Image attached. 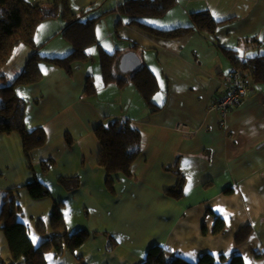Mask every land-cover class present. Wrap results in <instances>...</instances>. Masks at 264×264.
Returning a JSON list of instances; mask_svg holds the SVG:
<instances>
[{
	"label": "crops",
	"instance_id": "obj_1",
	"mask_svg": "<svg viewBox=\"0 0 264 264\" xmlns=\"http://www.w3.org/2000/svg\"><path fill=\"white\" fill-rule=\"evenodd\" d=\"M123 1L69 0V4L76 15L90 7L95 14L113 10L106 38L113 47L127 45L126 53L135 51L142 65L155 73L160 85L154 95L158 110L152 112L134 83L105 84L100 55L97 59L95 52H90L86 61H74L71 76L53 63H40L43 79L17 86L16 93L27 102V130L42 128L45 144L27 156L20 135H0V208L7 196L19 194L34 179L54 189L63 202L68 231L77 227L90 231V246L87 241L77 251L83 260L73 255L69 264H98L96 255L109 239L114 251H132L128 264L142 261L153 245L192 262L211 252L217 257L240 253L247 264H264V83L250 80L242 100L223 115L214 104L228 91L234 66L207 33L192 31L179 38L156 36L143 30L134 17L121 14L118 6ZM202 10H209L217 20H226L216 29L219 43L239 50L243 56L257 50L262 53L264 0H179L162 18L140 19L157 28L171 29L187 26L182 23L191 22V13ZM100 24L96 27L98 39L107 50L99 35L104 22ZM42 26L35 35L37 43L55 41V49L44 55L64 56L72 50L63 36L64 19L54 28L45 30ZM259 35L263 36L260 45L249 41ZM25 50L19 71L33 48ZM119 51L113 70L129 76L139 68L123 71ZM89 77L100 79L94 95L85 94ZM109 117L129 120L143 137L133 175L120 177L113 191L107 188L104 168L99 165L101 144L95 134V128L106 124ZM174 166L186 180L180 199L165 193L177 183L175 173L167 169ZM61 175H78L80 187L67 191L57 181ZM68 195L79 200L72 210L79 216L83 207L85 220L69 211ZM40 213L32 215L33 219L42 218ZM219 217L226 221L228 230L224 234L214 233ZM2 224L0 221L3 230ZM245 224L252 225V233L244 243L237 244L236 234ZM103 235L106 241L95 243L92 239ZM7 259L0 249V264Z\"/></svg>",
	"mask_w": 264,
	"mask_h": 264
},
{
	"label": "trees",
	"instance_id": "obj_2",
	"mask_svg": "<svg viewBox=\"0 0 264 264\" xmlns=\"http://www.w3.org/2000/svg\"><path fill=\"white\" fill-rule=\"evenodd\" d=\"M178 2L179 0H124L119 4L118 9L122 15L134 17V21L143 30L159 37L179 38L192 31H205L207 38L231 61L234 66L231 73L236 69H241L248 78L249 86L250 80L264 83V53L257 50V52L243 56L239 50L219 43L215 35L216 29L226 20H217L209 10L193 12L190 15L189 25L171 29L157 28L140 19L146 16L164 17ZM92 9L94 8L90 7L76 15L70 10L69 0H51L39 3L29 0H0V69L7 64L14 51L23 44L33 48L24 68L14 77V80L0 86V135L11 132L19 133L23 151L27 156L34 148L42 147L45 144L46 134L42 128L32 132L27 130L25 121L27 102L17 95L16 87L41 81L44 77L40 69L42 62L53 63L71 76L74 61H86L91 57L90 48L100 46L96 29V19L99 17H87ZM57 16H61L65 20L63 36L70 43L72 50L64 56L42 55L35 39L36 32L42 21ZM229 19L231 18L227 20ZM262 37L255 36L249 41L253 44L262 43ZM118 50L108 52L102 46L99 47L104 83L119 85L134 83L144 100L152 107V112L157 111L158 106L153 97L160 85L155 73L147 65H142L129 76L117 74L113 69L118 59ZM6 79V75L0 74V80L6 81ZM96 91L97 86L92 77H89L85 94L94 95ZM108 119L106 124L95 128V134L101 144L99 165L104 168L107 188L113 191L114 183L120 177L133 175L132 167L142 152L143 137L141 130L133 126L129 120L110 117ZM47 168L48 165L44 164L43 169L47 170ZM167 169L175 173L177 183L166 189L165 193L172 198L180 199L184 196L185 177L177 166ZM57 181L67 191H73L81 184L78 175H61ZM25 186L30 195L36 199L52 194L49 187L38 179L32 180ZM12 192L10 191L9 194ZM62 206V201L54 203L49 222L54 233L51 236L48 235L40 244L35 245L27 224L17 219L21 207L17 203L15 195L5 198L4 204L0 208V221L3 222L2 227L10 249L9 261L11 260V264H15L22 258L26 264H48L47 255L49 252H53L57 256L64 255L66 252L76 253L88 241L90 238L88 229L80 228L73 233L68 231ZM35 230L38 234L47 235V222L43 218H38L35 222ZM227 230L224 218H217L214 233L224 234ZM252 230L253 227L250 224L241 226L235 237L236 243H244ZM111 246L114 244L112 243ZM76 257L79 261L83 260L82 256ZM81 264L86 263L82 262ZM138 264H247V262L240 253L231 257L225 255L217 257L211 252L203 253L198 261L192 262L181 255L171 253L161 245H153L149 248L143 261Z\"/></svg>",
	"mask_w": 264,
	"mask_h": 264
},
{
	"label": "rangeland",
	"instance_id": "obj_3",
	"mask_svg": "<svg viewBox=\"0 0 264 264\" xmlns=\"http://www.w3.org/2000/svg\"><path fill=\"white\" fill-rule=\"evenodd\" d=\"M49 1H51V0H48L47 2H49ZM34 3H39V2H34ZM94 11L95 10H92L88 13V14H91L89 17H99L98 19H96L97 22L95 21L96 27H101L100 22L101 21L104 22V26L102 29H100L99 35L102 39H104L103 41L106 42L105 45L107 46V50H109L108 52H113V51H115L114 48H117V49H120L119 53L124 55L126 53L125 50H128V48H129L127 45L122 44V45H118V47H113L112 41L110 42L106 38V36H108L107 35V32H108L107 28L110 26V23H111L110 19H112V17H113L112 11L107 10L104 13L101 11L97 14H95ZM150 19H153V18H150ZM62 20L63 19L61 16L51 17V18H48V19L42 21L41 26L43 25L42 27H44L45 30L48 27L54 28L57 25V23H59ZM182 24H188L189 25L190 22L189 23L184 22ZM182 26H186V25H182ZM48 32L49 31H47L46 34H48ZM113 44H114V42H113ZM54 46H55V41L52 42L51 44L46 43L44 45L39 43V52L42 55L48 54L50 49H55ZM26 47H27V49H32L30 46L23 44L22 46H20L19 48H17L14 51L13 55L11 56V58L7 62V64L0 69V74H4L7 77L6 81L0 80V86L8 84L14 80V77L17 75V72L20 70L19 68L21 66H23L21 63L23 61L22 58H24V56H26V50H25ZM90 52H95L96 53L95 57L97 59H99V52H98L97 46H92L90 48ZM261 52L263 53L264 49H262ZM62 54H65V53H62ZM152 68L154 69V67H152ZM99 80L100 79L95 77V79H94L95 84H98ZM130 85H133V83H131ZM132 87H134V86H132ZM139 95H141V94H139ZM153 99H154V97H153ZM9 134L19 136V133H17V132H11ZM58 187L63 192V189L61 188V186H58ZM49 189L51 190L52 194L50 196H47V197L42 198V199L33 198L30 195L28 189L25 187L20 190L19 194L18 193L14 194L16 197L17 203L19 205H21V208H22V211L19 212L17 215V219L19 221L27 224V226L29 228V234H30L32 240H33V237H35V241H33L35 245L40 244V242H42V240L45 239L48 235L51 236L54 233L53 230L50 228V224H49L50 219H51V214H52L51 211L53 210L52 207L54 205L55 200L60 201L61 197L56 191H54V189H52L50 187H49ZM68 198L69 199L66 203V206L70 209L69 211L71 213H73L72 209L76 208L79 200L72 197L71 195H68ZM38 212H41L40 214H41L42 218L48 224V233L45 236L38 234L35 230L36 220L33 219L32 215L38 214ZM73 214L75 216H77L76 213H73ZM85 214H86V212H85L84 208L82 207L81 213L77 217L85 220V217H86ZM44 216H46V218H44ZM72 224H73V222H72ZM76 225H78V224H76ZM76 225H74L73 227H70L69 230H72ZM78 229H80V228L77 227L75 229V231ZM73 232H74V230L70 231V233H73ZM92 239L95 243L100 241L101 239H104L106 241L105 235H103L102 238H92ZM89 241L90 240H88L87 245L90 246ZM111 244H112L111 239H109V241H107L106 243L101 244L103 246V248L101 250L99 249V251L97 253L98 255H96V258H95L99 261L98 264H128V262L130 261V257H132V251H126V252L123 250L114 251V249H112L113 246H111ZM0 249L2 252H5V254H7V256L9 258L10 249L8 247V242L6 240L5 233L1 228H0ZM110 249H111V251H110ZM78 254H79L78 252L71 253V254H70V252L69 253L67 252L66 254H64V256L63 255L57 256V255H54L53 252H49L47 255V261H48V264H69V260L73 259L72 257L77 256ZM99 255H100V257H99ZM142 261H137V263H135V264H138ZM6 264H11V260L9 261V259H7ZM15 264H26V263H25L24 258H22V259H19L18 261H16Z\"/></svg>",
	"mask_w": 264,
	"mask_h": 264
},
{
	"label": "built area",
	"instance_id": "obj_4",
	"mask_svg": "<svg viewBox=\"0 0 264 264\" xmlns=\"http://www.w3.org/2000/svg\"><path fill=\"white\" fill-rule=\"evenodd\" d=\"M248 78L241 69L234 70L229 78V89L221 94L214 104V108L226 115L245 96L248 90Z\"/></svg>",
	"mask_w": 264,
	"mask_h": 264
},
{
	"label": "water",
	"instance_id": "obj_5",
	"mask_svg": "<svg viewBox=\"0 0 264 264\" xmlns=\"http://www.w3.org/2000/svg\"><path fill=\"white\" fill-rule=\"evenodd\" d=\"M142 65L140 56L135 51L125 53L121 59L120 66L123 71H133Z\"/></svg>",
	"mask_w": 264,
	"mask_h": 264
},
{
	"label": "snow or ice",
	"instance_id": "obj_6",
	"mask_svg": "<svg viewBox=\"0 0 264 264\" xmlns=\"http://www.w3.org/2000/svg\"><path fill=\"white\" fill-rule=\"evenodd\" d=\"M33 241H35V237H33Z\"/></svg>",
	"mask_w": 264,
	"mask_h": 264
}]
</instances>
